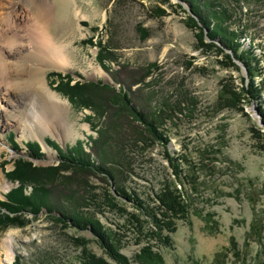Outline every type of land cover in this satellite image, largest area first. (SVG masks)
Returning a JSON list of instances; mask_svg holds the SVG:
<instances>
[{"label":"rangeland","instance_id":"374dc122","mask_svg":"<svg viewBox=\"0 0 264 264\" xmlns=\"http://www.w3.org/2000/svg\"><path fill=\"white\" fill-rule=\"evenodd\" d=\"M12 2L2 0L4 15L8 22L18 25L19 52L25 55L31 50L28 36L38 22L27 4L21 3L18 13H13ZM42 2L52 6L46 33L54 45L65 46L70 62L65 67L48 68L41 76L49 89L68 106L61 117L39 105L37 119L33 115L29 118L30 111L25 103L29 102L33 90H23V98L21 95L20 98L10 86L12 79L0 85V176L10 183L0 188V199H5L3 194L19 184L5 176L19 162L27 172L24 178L33 179L23 188L30 196L28 204L31 205V201L34 205L42 204L36 213L26 209L18 214L0 208L3 219L14 214L22 218L19 225L0 226V240L12 239L13 254L12 261L8 262L0 249V264H84L83 249L113 262L89 230L62 221L57 211L95 218L102 226L119 232L122 236L119 252L131 259L132 264H138L134 256L150 238L142 236L137 241L138 232L130 214L143 220V232L155 230L154 223L140 214L133 202L114 194L113 181L102 173L65 166L59 173L44 171L48 166L59 164L62 152L67 155L66 150L77 149L75 152L82 156L88 154L95 164L118 170L114 183L121 184L129 193L135 191L147 202L164 181L173 180L165 157V144L155 141L148 147L141 143L134 146L126 138L139 128L130 116L117 110L120 103H116L113 96L116 97L114 93L120 88L129 94L132 104L141 107L147 104L152 108L163 100L173 104L180 100L178 98L182 99L181 93L190 94L196 103L193 117L189 118L182 111L163 126L169 137L167 149L174 155L185 153L197 162L190 149L207 143L218 144L229 160L217 162L215 173L210 177L222 193L213 195L207 191L204 196L195 197L199 206H205L204 211L214 212L217 224L210 232L204 228V220L193 213L190 214L191 224L177 220L175 231L169 233L171 245L154 247L162 255L164 264H192L193 261L213 264L218 249L224 246L232 249L231 237L245 257L236 259L230 254L226 264H253L258 254L264 255L255 234L249 233L254 220L264 223V151L259 147L262 141L256 140L252 132L253 129L264 132L257 112L260 100L245 97L242 87L250 80L235 57V66L226 65L224 54H231L230 50L225 48L221 52L205 32L201 35L204 36L202 42L199 41L201 33L188 22L191 13L187 3L181 0H40L41 7ZM226 6L232 14L228 21L231 28L246 32L240 39L242 47L253 45L264 70L263 2L228 0ZM1 45L6 50L2 56L9 64L19 60L20 54H9L13 51L9 50L8 43ZM20 60L25 62V57ZM152 63L154 67L149 68L144 83H133ZM97 66L102 72H96ZM51 72H59V75H49ZM66 73H69L68 80L64 76ZM27 76L23 73L19 79L25 80ZM262 77L264 73L255 81L260 82ZM88 80L114 87L109 83L113 81L118 88L84 85L81 96L89 100V107L77 106L71 102L68 92H62L69 89L67 81L74 84ZM226 82L243 94L241 104L245 113L216 110L222 83ZM40 95L39 92L37 97L42 104ZM19 99L21 102L17 101ZM182 100L181 105L185 106ZM11 140L17 142V148L12 146ZM34 140L40 144L37 152L26 146ZM19 158L30 165L22 160L15 162ZM30 167L40 168L37 171L41 174L30 172ZM203 176L201 173L198 180ZM90 186L97 193L98 201H103L104 195L110 192L117 206L109 207L106 199L99 204H84L88 201L86 190ZM118 207L126 212L119 211Z\"/></svg>","mask_w":264,"mask_h":264},{"label":"trees","instance_id":"16d2710c","mask_svg":"<svg viewBox=\"0 0 264 264\" xmlns=\"http://www.w3.org/2000/svg\"><path fill=\"white\" fill-rule=\"evenodd\" d=\"M181 1L190 4L192 14L188 15V22L190 25L197 27L201 33L200 36H198L199 41L202 42L204 36L201 35L206 29V36L210 39L211 43H213L212 45H216L221 50V52H223L225 48L230 50L232 55L229 53L224 54L227 60L226 65L235 66L233 61V58L235 57L246 66L250 81L247 83V85L242 87V91L246 93L245 97L248 99L260 100V105H258L257 110L260 113L261 123L264 126V99H262L264 91V78L262 77L260 82L255 81L257 76H263L264 70L260 64V58L254 51L253 45L250 43L247 48L242 47L243 43L240 41V39L242 38V35L246 33L245 30L231 28V23L228 21L230 20L232 14L226 6V1L228 0ZM235 1H242L244 3L249 2V0ZM254 1L263 2L264 5V0ZM214 41L218 42L219 45L215 44ZM154 64L155 63H152L148 67L144 68V72L135 78L133 83H144L146 76L149 75V68L151 69L154 67ZM52 74L58 76L59 72L49 73V75ZM64 76L67 77L66 79L68 80L69 73L64 74ZM228 83L229 82L222 83L223 85L221 94L218 96V107L216 110L220 111L222 109H231L245 113L241 104L242 99H244L243 94L240 91L238 92L235 90L233 87H230ZM66 85H68L69 89L66 91L62 90V92H68V94H70L68 97L70 98L71 102L73 101L79 107L91 106V104H89V100L84 99L81 96V89L84 88V85H89L92 87L97 85L105 86L117 90L115 87L102 83L101 81L93 82L88 80L82 83L75 82L74 84H70L67 81ZM114 94L116 96H113L114 100L116 103H120V108L117 110H119L122 115L125 114L126 116H130V118L137 122L139 126L136 127L139 129H134L131 135L129 137L127 136L126 138L134 146H137L138 143H141V146L148 147L151 146L155 141H158L163 145L165 144V157L168 161V165L171 167L173 180L164 181L162 186L153 192L152 198L149 199L150 202H147V200L139 198V195H137L135 191L129 193L124 188V186L121 184L116 185L114 183L115 175H117L118 170L115 171L113 167H109L107 165L100 166L99 164H95L94 160L92 162L89 159L88 154L82 156L78 152H75L77 149L66 150V153H68L67 155H65L63 152L61 154L59 153V164L57 166H48L44 171L48 170L50 172H58L61 171L62 167L65 166L68 168H73L74 170H82L92 173L98 172L104 174L107 179L113 181V183L111 182V185L114 188L113 191L115 195H119L133 202L137 211L146 218H149L154 223L155 230L143 232V220H141L136 214H130L132 221H135V227L138 232V236L136 238L137 241H140L142 236H149L150 238L148 241L146 240V244H144L135 254L134 260L138 264H164L162 255L158 250H155L154 247H157L161 244L171 245L169 233L175 231L177 220H183L191 224L190 214L193 213L201 217L205 222L204 228L212 232L213 227L217 224V221L213 219L214 212L204 211L205 206H203V204L202 206H199V204L196 203L195 197H202V195L204 196L207 191L213 195L222 193L223 190L216 186L214 184V179H211L210 177L213 173H215L217 162L226 163L229 160L222 153V147L218 144L207 143L202 147L190 149V153L192 151L195 153L197 162H194V160L190 159L185 153H178L177 155H174L171 154L167 149L166 145L168 144L169 137L168 135H165L163 126L168 119H176L177 113L182 111L185 113V115L189 116V118L193 117L196 103L195 99L190 94L188 95L186 93H181L182 99H184L186 102L185 106L184 104L181 105L183 100L180 97L178 98L180 100H175L173 104L163 100L155 108H152L147 104H143L142 107L140 105L138 106L132 104L129 94L121 88L115 91ZM76 100L79 102V104ZM252 132L255 135L254 138L256 140L262 141V144H260L259 147H261V149L264 151V132H260L255 129H253ZM11 142H13V140H11ZM11 144L16 148L18 146L16 142ZM27 147L32 151L35 149V152L39 151L40 149L37 142H30ZM184 149L187 150L188 147L185 146ZM102 156L105 158L104 155ZM21 160L22 158H19L18 160H15V162ZM22 161L25 164L27 163V165L29 164L24 160ZM37 169L40 168H28L30 172L34 173L36 171L37 174H41V172H38ZM25 173L27 172L25 171L24 166H20L19 162H16L11 172L5 174L7 179L11 180L12 182L18 181L19 184L4 194L5 199H0V208H5L6 210L13 213L21 214L22 210L26 209L29 212L36 213L39 210L38 208L42 206V204L34 205L35 203L33 201H31V205L28 204L30 202L28 201L30 196L23 192V188L29 181L33 179L24 178ZM201 173L204 175V178L202 180H198ZM86 191L89 192L87 196L88 201L86 200L84 204H99L103 203L104 199H106L108 202L107 205L109 207L117 206V204L113 202L112 199L114 198L110 192H107L104 195L103 201H98L99 197L97 196L96 192H93L91 186ZM228 195H230V193H228ZM118 210L123 211L124 208L118 207ZM57 212L60 215L58 218H60L62 221L68 222L73 227L78 229L89 230L91 234L96 237L104 251L113 259V262H109L105 257L83 249L82 257L84 264H132L131 259L129 260V258L119 252V248L122 246V236L119 232L102 226L95 218H89L87 216H81L75 213L72 214L65 212L62 213L59 211ZM15 215L16 214L10 217L4 216L6 217L5 219L1 218L0 215V226L7 227L9 225H19V220L22 218ZM164 231L167 233L164 234ZM262 232L264 233V223H261V221L260 223H255L254 220L249 233L255 234L257 241L260 243L264 251V235H261ZM150 240H154V242L152 243ZM230 243L232 244L231 250L224 246L215 252L213 264H226L230 254L236 259L245 257L233 237L230 238ZM192 264L198 263L193 261ZM253 264H264V255L258 254V258L253 261Z\"/></svg>","mask_w":264,"mask_h":264},{"label":"bare ground","instance_id":"6f19581e","mask_svg":"<svg viewBox=\"0 0 264 264\" xmlns=\"http://www.w3.org/2000/svg\"><path fill=\"white\" fill-rule=\"evenodd\" d=\"M39 1L40 0H13L12 2L13 13H18V7H20L21 3L27 4L32 9L31 12L33 13V18L36 20V22H38L35 26L33 25L34 30L31 32L30 36H28L31 50L27 54L22 55L19 52L21 37L18 34V25L13 22H8L6 16L4 15L5 3H2V0H0V43H8L9 50L13 51V53L10 52L9 54H17V56L20 54L18 56L19 60L16 59V61H14L12 64H9L8 61L2 56L3 51L6 52V50L4 47H2L3 45L0 46V85L4 81L9 82L8 80L12 79L13 81H10V86H12L13 92L15 91V93H19V97L20 95L22 97L21 93H23V90H33L31 98L29 96V102L25 103L26 109L29 108L30 111L28 113L29 118L33 115V117L37 119V110L39 105H41L40 107L51 109L53 110L54 114L58 113L59 116L63 117L62 113L64 114V110H66L68 105L49 89L44 77H42V74H44L46 69L51 67H65L70 61H68L69 57L65 46H58L56 43L54 45V42H52L53 40H50V37L46 33V29L50 25L48 21V14H51L49 10L51 11L52 6L46 4L44 5V2H42L43 6L41 7ZM17 16L20 15L18 14ZM22 57H25V62H21L20 58ZM26 61L29 62L28 65ZM37 64L41 66H37ZM95 70L96 72H102L99 66L95 67ZM23 73H26L28 76L25 78V80L22 79V81H24L22 84V81L19 79L21 77L19 76ZM39 92L43 97L42 98L40 95L44 102L42 103L40 101L42 104H39L40 99L37 97ZM17 101L21 102L20 99ZM1 131L2 129L0 128V133ZM42 143L44 144V142ZM9 184L10 183L6 182L1 175L0 188L7 187ZM0 249L5 254V260L8 262L12 261V239L9 237L1 239Z\"/></svg>","mask_w":264,"mask_h":264},{"label":"water","instance_id":"95a60500","mask_svg":"<svg viewBox=\"0 0 264 264\" xmlns=\"http://www.w3.org/2000/svg\"><path fill=\"white\" fill-rule=\"evenodd\" d=\"M187 9H188V11L192 14L191 9H190V4H188V3H187ZM205 32H206V29H205ZM238 61H239V60H238ZM239 63L242 65V67H243V68L245 69V71L247 72V68H246V66H245L242 62H240V61H239ZM109 83H110V84H113L114 87L118 88V85H117L115 82L110 81ZM257 112H258V114H259V116H260V113H259L258 110H257Z\"/></svg>","mask_w":264,"mask_h":264}]
</instances>
